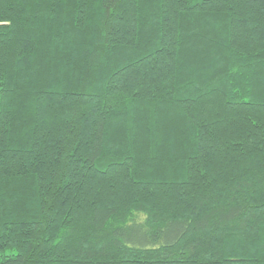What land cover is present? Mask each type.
<instances>
[{
  "label": "trees",
  "instance_id": "obj_1",
  "mask_svg": "<svg viewBox=\"0 0 264 264\" xmlns=\"http://www.w3.org/2000/svg\"><path fill=\"white\" fill-rule=\"evenodd\" d=\"M0 264H264V0H0Z\"/></svg>",
  "mask_w": 264,
  "mask_h": 264
}]
</instances>
